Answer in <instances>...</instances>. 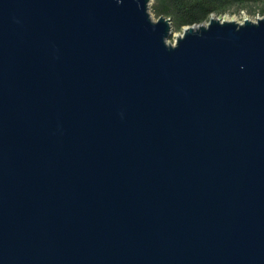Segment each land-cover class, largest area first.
Instances as JSON below:
<instances>
[{
  "label": "water",
  "instance_id": "water-1",
  "mask_svg": "<svg viewBox=\"0 0 264 264\" xmlns=\"http://www.w3.org/2000/svg\"><path fill=\"white\" fill-rule=\"evenodd\" d=\"M0 0V264H264V18Z\"/></svg>",
  "mask_w": 264,
  "mask_h": 264
},
{
  "label": "trees",
  "instance_id": "trees-1",
  "mask_svg": "<svg viewBox=\"0 0 264 264\" xmlns=\"http://www.w3.org/2000/svg\"><path fill=\"white\" fill-rule=\"evenodd\" d=\"M250 6H261L260 14L264 16V0H153L151 13L156 19H170L173 30L182 32L185 27L208 23L213 15Z\"/></svg>",
  "mask_w": 264,
  "mask_h": 264
},
{
  "label": "rangeland",
  "instance_id": "rangeland-1",
  "mask_svg": "<svg viewBox=\"0 0 264 264\" xmlns=\"http://www.w3.org/2000/svg\"><path fill=\"white\" fill-rule=\"evenodd\" d=\"M152 7V6H151ZM261 6H250L243 9L233 8L229 10L228 13L216 16L217 18H220L223 21L227 22H236V23H244L245 21H252L256 22L259 19H263L264 16L260 14ZM153 15V14H152ZM155 18V16L153 15ZM156 19V18H155ZM183 34L182 32H176L173 30V35L170 38L171 44L175 43V39H177L179 36Z\"/></svg>",
  "mask_w": 264,
  "mask_h": 264
}]
</instances>
